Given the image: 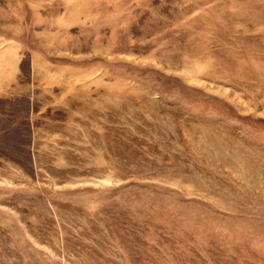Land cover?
<instances>
[{
  "label": "rangeland",
  "instance_id": "rangeland-1",
  "mask_svg": "<svg viewBox=\"0 0 264 264\" xmlns=\"http://www.w3.org/2000/svg\"><path fill=\"white\" fill-rule=\"evenodd\" d=\"M0 264H264V0H0Z\"/></svg>",
  "mask_w": 264,
  "mask_h": 264
}]
</instances>
